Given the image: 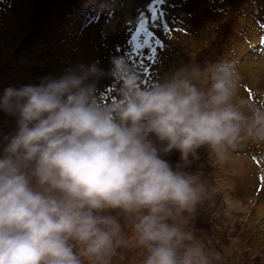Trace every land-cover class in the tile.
Returning a JSON list of instances; mask_svg holds the SVG:
<instances>
[{
	"label": "clouds",
	"instance_id": "clouds-1",
	"mask_svg": "<svg viewBox=\"0 0 264 264\" xmlns=\"http://www.w3.org/2000/svg\"><path fill=\"white\" fill-rule=\"evenodd\" d=\"M104 76L116 85L106 98ZM238 79L221 59L146 85L118 54L107 71L81 63L0 90V112L14 121L0 135V264H108L121 243L108 210L131 222L144 264H207L174 222L200 199L195 177L164 156L187 161L207 146L223 158L241 141L264 142V105L242 111Z\"/></svg>",
	"mask_w": 264,
	"mask_h": 264
},
{
	"label": "rangeland",
	"instance_id": "rangeland-1",
	"mask_svg": "<svg viewBox=\"0 0 264 264\" xmlns=\"http://www.w3.org/2000/svg\"><path fill=\"white\" fill-rule=\"evenodd\" d=\"M262 38L264 0H0V90L38 84L81 63L98 62L107 71L118 54H127L146 85L182 64L225 59L239 78L234 102L243 99L241 110L249 114L264 105ZM153 47L155 62L148 59ZM98 87L106 98L116 85L104 76ZM13 127V118L0 112V135ZM164 158L195 177L200 199L174 222L193 236L207 264H264V142L241 141L223 158L207 146L187 161L176 150ZM118 213H107L121 224V243L108 264H144L146 249Z\"/></svg>",
	"mask_w": 264,
	"mask_h": 264
},
{
	"label": "snow or ice",
	"instance_id": "snow-or-ice-1",
	"mask_svg": "<svg viewBox=\"0 0 264 264\" xmlns=\"http://www.w3.org/2000/svg\"><path fill=\"white\" fill-rule=\"evenodd\" d=\"M154 2L159 3V4H165L166 0H154ZM163 17V13H161V18ZM156 19L155 16V10H153V20ZM162 28L165 32L168 31V25L167 23H164L162 25ZM148 36H151L153 38H155V34L153 32H148L147 33ZM262 42H264V38H262ZM155 43L156 45H158L161 49H163L165 46L163 44L162 41H160L158 38H155ZM155 58H156V48H151V55L148 57L149 60H151L152 62H155ZM148 71V69H146Z\"/></svg>",
	"mask_w": 264,
	"mask_h": 264
},
{
	"label": "trees",
	"instance_id": "trees-1",
	"mask_svg": "<svg viewBox=\"0 0 264 264\" xmlns=\"http://www.w3.org/2000/svg\"><path fill=\"white\" fill-rule=\"evenodd\" d=\"M43 6H46V4H44ZM81 6L82 7H87V6H90V4H81ZM61 73H62V70L61 69L60 70H57V71H55L53 77H59L61 75Z\"/></svg>",
	"mask_w": 264,
	"mask_h": 264
}]
</instances>
